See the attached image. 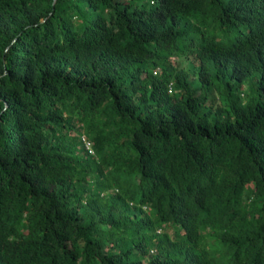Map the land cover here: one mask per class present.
<instances>
[{
	"label": "trees",
	"instance_id": "trees-1",
	"mask_svg": "<svg viewBox=\"0 0 264 264\" xmlns=\"http://www.w3.org/2000/svg\"><path fill=\"white\" fill-rule=\"evenodd\" d=\"M0 264H264V0H0Z\"/></svg>",
	"mask_w": 264,
	"mask_h": 264
}]
</instances>
